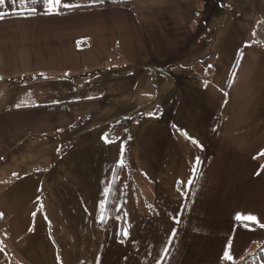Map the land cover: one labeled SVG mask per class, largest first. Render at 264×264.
I'll use <instances>...</instances> for the list:
<instances>
[{"label":"rangeland","instance_id":"rangeland-1","mask_svg":"<svg viewBox=\"0 0 264 264\" xmlns=\"http://www.w3.org/2000/svg\"><path fill=\"white\" fill-rule=\"evenodd\" d=\"M199 1L117 0L0 26V115L67 116L0 156V264H114L125 248L160 258L167 245L171 260L190 262L197 244L210 247L204 262L214 264L230 241L255 251V230L207 214L211 196L230 188L208 168L224 159L204 153L194 177L193 167L221 113L241 126L248 113L264 115V0L214 10ZM62 37H74L66 54H36L47 44L55 52L48 39ZM234 81L252 88L235 96ZM247 161L264 162V148ZM238 204L225 199L216 212ZM215 222L203 239L204 223ZM238 250L231 256L252 260Z\"/></svg>","mask_w":264,"mask_h":264},{"label":"crops","instance_id":"crops-1","mask_svg":"<svg viewBox=\"0 0 264 264\" xmlns=\"http://www.w3.org/2000/svg\"><path fill=\"white\" fill-rule=\"evenodd\" d=\"M62 5H72L73 6H102L103 5H111L115 4L117 0H62ZM155 0H149V2ZM164 2H173L175 0H161ZM225 0H208V3L205 0H200L199 3L201 5H208L210 8L217 9L221 4L224 3ZM30 7H36V12L31 15H16L14 14L19 10V6H14L11 0H5V4L0 5V12L5 13V17L0 19V26L8 28H13L16 24L25 22V21H40L42 18L47 17L46 9L42 3H38L36 5H29ZM66 7H59L58 11L61 9H65ZM57 11V12H58ZM56 13V12H55ZM54 14V13H53ZM43 16V17H42ZM15 37V36H14ZM74 39L70 37H62L50 40L48 42L59 43V47L61 51H59V47H54L55 44H52L51 49L55 52H49L47 50L48 44L46 47L42 46L36 54H43L47 57H55L57 54L62 52H66V50H70L73 45L70 44V40ZM47 41V40H46ZM66 54V53H65ZM60 56V55H59ZM10 67V66H8ZM2 72L3 68H0ZM241 81H234L231 84V88L236 90L233 92L235 96H239L238 91L244 90L248 85H241ZM252 85V83H249ZM52 104V105H56ZM55 107V106H54ZM13 109L3 110L5 113V118L0 115V156L7 153L10 144L14 139L19 138L24 135H34L40 134L43 130H51L55 129L62 125L63 119L67 118V116H60V119L57 118L56 115H50L46 113H41L35 110H24L23 112H19ZM39 113V114H38ZM45 114V115H44ZM55 114V113H54ZM216 114H220L217 112ZM3 120H6L3 122ZM70 121V119H68ZM66 121V122H69ZM240 125L239 119L235 116L231 115V113H221L220 117L214 119L211 126H209L208 134L205 137V144L202 148H200V152L198 154L197 159L201 160V157L205 153H212L215 156H218L224 159L223 163H208L209 171L212 174L213 179L219 183V185H224L225 183L229 184V190L226 191L222 196L212 195L211 200V209L214 212H208L209 218L221 217V224L224 226L228 225L225 223V219H229L231 224L230 226H234V229L244 230L247 233L256 231L257 234L250 237V246H260L259 244L264 243V227L260 225L264 224V162L258 163V161H247L249 157H252L253 154L259 152L260 148H264V137H261L264 129V115H261L259 118L254 116L252 113H248L245 116L244 122ZM205 147V149H204ZM204 149V150H203ZM9 151V150H8ZM204 151V152H203ZM247 157V158H245ZM240 163V164H239ZM199 163L195 166L198 168ZM239 164V165H238ZM228 165L233 168L229 173L225 174L222 170L223 166ZM23 172L27 173V170L23 167ZM21 170V169H20ZM24 173L17 174L12 177L16 179L18 176H22ZM196 175V172H193V177ZM215 197H218L220 200H215ZM225 199H236L239 204L234 207L237 212H216V209L219 207V202L224 201ZM252 215L257 218L258 223H251L250 226H245L247 222H241L236 219L237 215ZM124 218V217H123ZM125 220V219H124ZM212 220V222H213ZM206 231L203 232V239L205 237L210 241L215 233V229L217 228V223L215 222L210 227L204 223ZM227 230V227L224 228ZM12 235L11 232H9ZM121 234L114 240L120 241ZM255 237V238H254ZM258 237V238H257ZM150 242V240H149ZM249 243V240L247 241ZM228 248L221 249V254L217 259H215L214 264H256L254 259L249 261L248 263H242L236 258L232 257L231 260H226L224 258L225 251H229L230 255L235 254V249L238 250V254L243 255L244 253L252 254L256 251L257 247H255V251L249 253L247 250V245L244 244L243 241L237 242L236 245H232L231 241L226 243ZM245 246V247H244ZM262 246V245H261ZM187 245L185 244V248ZM125 248V247H124ZM167 253L158 258L155 254L151 255H140L138 257H134L133 252L127 248H125L126 258L122 259L124 252L120 255V258H116L114 264H205L204 261L208 260L209 255L208 251H210V247L207 249L204 248V245L197 244L194 248L195 253L190 262H181L178 260H171L168 255L171 250V246L167 245ZM178 248H180V243L178 244ZM164 249V245L157 246L156 251H162ZM193 249V250H194ZM127 251V252H126ZM246 251V252H245ZM179 254V253H178ZM199 255V257H198ZM122 259V260H120ZM212 264V263H210ZM260 264H264L262 261Z\"/></svg>","mask_w":264,"mask_h":264},{"label":"snow or ice","instance_id":"snow-or-ice-1","mask_svg":"<svg viewBox=\"0 0 264 264\" xmlns=\"http://www.w3.org/2000/svg\"><path fill=\"white\" fill-rule=\"evenodd\" d=\"M12 4L14 6H19V10L16 11L14 14L16 15H31L36 12V7H30L29 5H36L38 3H42L46 9V14H53L58 11L59 7H72V5H62V0H11ZM5 4V0H0V5ZM5 13L0 12V19H3L5 17ZM121 165L123 164V161L121 160L119 162ZM196 163H199V160L197 159ZM198 171V169L194 166L193 172L195 173ZM194 181L189 180L188 183L192 184ZM100 219H104V213H101ZM236 219L240 220L241 222H247L245 223V226H250L251 223H258L257 218L252 215H237ZM261 227H264V224L260 225ZM124 235H127L125 232ZM166 251V250H165ZM224 258L226 260H231L232 256L230 255L229 251H225Z\"/></svg>","mask_w":264,"mask_h":264},{"label":"trees","instance_id":"trees-1","mask_svg":"<svg viewBox=\"0 0 264 264\" xmlns=\"http://www.w3.org/2000/svg\"><path fill=\"white\" fill-rule=\"evenodd\" d=\"M121 212H117V214H120ZM125 224V220L122 217L121 218V227H123ZM262 245V246H261ZM248 255H252V259H254L256 264H260L262 261H264V243L260 244V246L257 247L256 251L252 254H248ZM250 258V257H249Z\"/></svg>","mask_w":264,"mask_h":264}]
</instances>
